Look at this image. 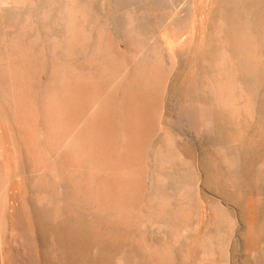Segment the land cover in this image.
<instances>
[{
	"label": "rangeland",
	"instance_id": "374dc122",
	"mask_svg": "<svg viewBox=\"0 0 264 264\" xmlns=\"http://www.w3.org/2000/svg\"><path fill=\"white\" fill-rule=\"evenodd\" d=\"M18 1L0 7L5 264H56L71 236L74 264H264V0Z\"/></svg>",
	"mask_w": 264,
	"mask_h": 264
},
{
	"label": "bare ground",
	"instance_id": "6f19581e",
	"mask_svg": "<svg viewBox=\"0 0 264 264\" xmlns=\"http://www.w3.org/2000/svg\"><path fill=\"white\" fill-rule=\"evenodd\" d=\"M43 1H45V0H43ZM48 1H49V0H48ZM76 1H77V0H76ZM199 1H201V0H199ZM19 2H21V0L18 1V3L15 2V4H13V5H14V6H15V5H18ZM35 2H36V1H35ZM193 2H194V1L192 0L191 3H193ZM7 3H8V0H0V7L3 6V5H5V4L7 5ZM9 3H10V2H9ZM9 3H8V4H9ZM24 3H25V2H24ZM36 3H37V2H36ZM187 3H189V1H188ZM196 3H197V2H196ZM203 3H204V0H203ZM212 3H213V2H212ZM22 4H23V3H22ZM22 4H20V5L22 6ZM26 4H27V3H26ZM28 4H29V3H28ZM197 4H198V3H197ZM209 4H210V3H209ZM11 5H12V4H11ZM20 5H19L18 7H20ZM38 5H40V4H38ZM195 5H196V4H195ZM195 5H194V3H193L192 7H194ZM203 5H204V4H203ZM210 5H212V4H210ZM44 6H47V3H46V5H44ZM212 6H213V5H212ZM212 6H211V7H212ZM22 7H25V5L22 6ZM31 7H33V6H31ZM51 7H52V6H51ZM182 7H183V6H182ZM201 7H203L202 10L200 9ZM2 8H3V7H2ZM27 8H28V7H27ZM37 8H38V7H37ZM76 8H77V7H76ZM194 8H197L196 10H198V7H194ZM194 8H193V9H194ZM4 9H6V7H4ZM4 9H3V10H4ZM15 9H16V8H15ZM32 9H33V8H30V10H32ZM199 9H200V11L203 12V10L205 9V7L201 5V6H199ZM27 10L29 11V8H28ZM41 10H44V9H42V7H41ZM46 10H47V8L45 9V11H46ZM196 10H193V11L195 12ZM205 10H206V9H205ZM16 11H17V10H16ZM20 11H21V9H19V12H20ZM24 11H26L25 8H24ZM200 11H199V12H200ZM0 12H1V11H0ZM4 12H5V11H4ZM4 12H3V13H4ZM8 12H9V11H8ZM21 12L23 13V9H22ZM21 12H20V13L17 12V13L21 15V14H22ZM199 12H197V14H198ZM202 12H201V15L203 14ZM11 13H13V12H11ZM14 13H15V12H14ZM14 13H13V14H14ZM17 13H16V14H17ZM24 13H26V12H24ZM29 13H31V12H29ZM46 13H47V12H46ZM184 13H185V12H184ZM8 14H9V13H8ZM13 14H11V16H12ZM16 14H15V15H16ZM18 14H17V15H18ZM197 14H195V15H197ZM204 14H205V12H204ZM32 15H33V14H32ZM49 15H50V14H49ZM1 16H2V15H1ZM5 16H7V15L5 14ZM9 16H10V14H9ZM18 16H19V15H18ZM26 16H27V15H26ZM47 16H48V15H47ZM56 16H57V15H56ZM192 16H193L192 18H195V17H194V13L192 14ZM198 16H200V14H199ZM12 17H14V16H12ZM15 17H17V16H15ZM20 17H21V16H20ZM204 17H205V15H204ZM1 18H2V17H1ZM7 18L10 19L11 17L9 18V17L7 16ZM192 18H191V19H192ZM196 18H197V17H196ZM200 18H201V16H200ZM200 18H198V20H200ZM202 18H203V16H202ZM22 19H25V17L22 18ZM0 20H2V19H0ZM20 20H21V19H20ZM20 20H19L18 23H20ZM202 20H203V19H202ZM206 20H207V19H206ZM12 21H13V20H12ZM12 21H11V22H12ZM21 21H23V20H21ZM40 21H41V20H40ZM40 21H39V22H40ZM192 21H195V19H194V20L192 19ZM196 21H197V20H196ZM203 21H204V20H203ZM14 22H15V20H14ZM14 22H12V23H14ZM23 22H24V21H23ZM26 22H28L27 19H26ZM197 22H199V21H197ZM197 22H196L195 24H197ZM200 22H201V20H200ZM200 22H199V23H200ZM0 23H2V22H0ZM192 23H194V22H191V24H192ZM204 23H205V22H204ZM204 23L202 22V24H204ZM6 24H7V23H6ZM6 24H5V27L7 26ZM195 24H192V25H194L195 27H197L198 24H197V25H195ZM13 25L15 26V24H13ZM13 25H12V26H13ZM1 26H3V25H1ZM16 26H17V25H16ZM29 26H30V25H29ZM29 26H26V28H24V29H28ZM51 26H53V25L51 24ZM194 26H193V27H194ZM199 26H200V25H199ZM8 27L11 28V26L9 25V23H8ZM23 27H24V26H23ZM27 27H28V28H27ZM195 27H194V28H195ZM16 28H17V27H16ZM194 28H193V30H195ZM197 28H198V27H197ZM2 29H3V28H2ZM18 29H19V28H18ZM191 29H192V27H191ZM200 29H202V28H200ZM203 29L205 30V28H203ZM3 30H4V29H3ZM19 30H20V29H19ZM188 30H189V29H188ZM198 30H199V29H198ZM198 30H197V31H198ZM17 31H18V30H17ZM191 31H192V30H191ZM0 32H2V30H1ZM4 32H5V30H4ZM15 32H16V31H15ZM15 32H13V34H14ZM18 32H19V31H18ZM18 32H16V33H18ZM21 32H23V31H21ZM24 32H25V30H24ZM24 32H23V36H24ZM30 32H32V31H30ZM209 32H210V31H209ZM7 33H8V32H7ZM7 33H6V35H7ZM26 33H27V32H26ZM193 33H194V31H193ZM195 33H196V32H195ZM202 33H204V32L202 31ZM202 33H201V34H202ZM1 34H2V33H1ZM3 34H4V33H3ZM10 34H12V32H10ZM187 34H191V33H187ZM18 35H19V34H17V36H18ZM20 35H21V34H20ZM11 36H12V35H11ZM197 36L199 37V35H197ZM7 37H8V36H7ZM13 37H14V36H13ZM19 37H20V36H19ZM191 37H193V36L191 35ZM194 37H195V36H194ZM194 37H193V38H194ZM0 38H1V37H0ZM2 38H3V37H2ZM11 38H12V37H11ZM11 38H10V39H11ZM183 38H184V37H183ZM3 39H4V38H3ZM12 39H13V38H12ZM191 39H192V38H191ZM7 40H8V39H7ZM15 40H16V39H15ZM19 40L22 41L21 38H20ZM19 40H18V41H19ZM183 40H184V39H183ZM187 40H188V39H187ZM5 41H6V40H5ZM10 41H11V40H10ZM190 41H191V40H190ZM215 41H216V40H215ZM7 42H8V41H7ZM14 42H17V41H13V44H14ZM182 42H183V41H182ZM9 43H10V42H9ZM25 43H26V42H25ZM171 43H172V42H171ZM179 43H181V41H180ZM13 44H12V45H13ZM183 44H184V42H183ZM187 44H189V42L186 43V45H187ZM12 45H11V46H12ZM19 45H20V43H19ZM171 45H172V44H171ZM186 45H185V46H186ZM5 46H6V45H5ZM5 46H4V47H5ZM14 46H15V44H14ZM22 46H23V45H22ZM175 46H176V45H174V47H175ZM8 47H9V45H8ZM20 47H21V46H20ZM5 48H6V47H5ZM16 48H17V47H16ZM168 48H170V47L168 46ZM7 49H8V48H7ZM10 49H11V47H10ZM13 49H14V48H13ZM18 49H19V46H18ZM219 49H220V48H219ZM19 50H20V49H19ZM8 51H9V50H8ZM14 52H15V51H14ZM10 53H11V52H10ZM168 53H169V52H168ZM177 53H178V52H177ZM11 54H12V53H11ZM11 56H12V55H11ZM220 57H221V56H220ZM207 58H208V57H207ZM0 62H1V61H0ZM222 62H223V61H222ZM217 63H218V62H217ZM231 63H232V62H231ZM227 66H228V65H227ZM235 66H236V65H235ZM213 69H214V68H213ZM213 69H212V70H213ZM201 81H202V80H201ZM0 83H1V82H0ZM200 89H201V88H200ZM180 109H182V108H180ZM209 113H210L209 110H208V109H204V108H199V107H197V108L194 110V116H197V118L195 117L197 120H201V119L203 118V120H201V122L203 121V122H202V123H203L202 126H204V124L206 123V122H205L206 120H209V118L206 119V117H208V116L210 115ZM198 118H199V119H198ZM200 118H201V119H200ZM204 118H205L206 120H205ZM209 121H210V120H209ZM209 121H208L206 124H209V123H210ZM198 122L201 123L200 121H198ZM198 122L195 121V124L199 125ZM204 122H205V123H204ZM84 123H85V122H84ZM84 123H83V124H84ZM206 124H205V127H206ZM197 125H196V126H197ZM82 126H83V125H82ZM199 126H200V125H199ZM209 126H210V124H209ZM202 128H203V127H202ZM202 128H201V130H202ZM207 128H208V127H206L205 129L207 130ZM80 129H81V128H80ZM197 129H199V127H197ZM208 129H209V128H208ZM203 130H204V129H203ZM74 133H75V132H74ZM71 140H72V138H71ZM71 140H69V141H71ZM74 140H75V139H74ZM69 141H68V142H69ZM61 142H62V141H61ZM62 143H63V142H62ZM66 143H67V142H66ZM67 144H68V143H67ZM67 144H66V146H67ZM91 144H92V143H91ZM91 144H90V146H91ZM31 145H32V144H31ZM62 145H63V144H62ZM73 145H74V144H73ZM18 147H19V146H18ZM64 148H65V147H64ZM64 148H63V149H64ZM90 148H91V147H90ZM18 149H19V148H18ZM63 149H62V150H63ZM92 149H93V148H92ZM20 150H21V148H20ZM41 151H42V149H41ZM93 151H94V150H93ZM14 152H15V151H14ZM19 153H21V152H19ZM92 153H93V152H91V154H92ZM29 154H30V153H29ZM43 154H44V153H43ZM12 155H13V154H12ZM20 155H21V154H20ZM93 155H94V154H93ZM21 156H22V155H21ZM90 156H91V155H89V153H88V158H91ZM19 157H20V156H19ZM45 157H46V156H45ZM94 157H95V156H94ZM30 158H31V157H30ZM92 158H93V157H92ZM15 159H17V158H15ZM15 159H13V160H15ZM93 159H94V158H93ZM18 160H19V159H18ZM24 160H25V159H24ZM30 160H31V159H30ZM44 160H45V159H44ZM46 160H47V159H46ZM46 160H45V162H46ZM49 160H50V159H49ZM94 160H95V159H94ZM22 161H23V160H22ZM26 161H27V160H26ZM50 161H51V160H50ZM88 161H89V163H91V165H92V162L90 161V159H89ZM92 161H93V160H92ZM0 162H1V161H0ZM30 162H31V161H30ZM56 162H57V161H56ZM94 162H95V161H94ZM22 163H23V162H22ZM2 166H3V165H2ZM26 166H27V165H26ZM44 166H45V165H44ZM92 166H93V165H92ZM92 166H91V167H92ZM52 167H53V165H52ZM29 169H31V168H29ZM40 170H42V168H41ZM52 170H54V169H52ZM42 172H44V171H42ZM94 172H96V171H94ZM57 173H58V172H57ZM52 174H54V173H52ZM90 174L93 175V172H90ZM41 175H42V174H41ZM55 176H56V173H55ZM94 176H95V175H94ZM89 177H91V176L89 175ZM32 178H33V177H32ZM91 178H94V177L92 176ZM91 178H89V179H91ZM56 179L58 180V177H57V176H56ZM167 179H168V178H167ZM11 180H12V179H11ZM92 180H93V179H92ZM163 180H164V179H163ZM90 181H91V180H90ZM8 182H9V181H8ZM55 182H56V181H55ZM88 182H89V181H88ZM91 182H92V181H91ZM91 182L89 183V185H91ZM60 183H61V182H60ZM93 183H94V181H93ZM96 183H97V182H96ZM114 183H115V182H114ZM68 184H69V183H68ZM62 185H63V184H62ZM96 185H97V184H96ZM108 187H109V186H108ZM68 188H71V187H68ZM65 189H66V188H65ZM90 189H91V188H90ZM93 189L95 190V187H94ZM70 190H71V189H70ZM61 191H62V190H61ZM77 191H78V190H77ZM90 191H91V190H90ZM92 191H93V190H92ZM57 192H58V191H57ZM63 192H64V191H63ZM78 192H80V191H78ZM78 192H77V195H78ZM96 192H97V191H96ZM48 193H49V192H48ZM51 193H52V191L50 192V194H51ZM70 193H71V192H70ZM80 193H81V192H80ZM80 193H79V194H80ZM88 193H89V192L87 191V194H88ZM90 193H91V192H90ZM90 193H89V196L92 197V196L90 195ZM64 194H65V193H64ZM93 194H94V192H93ZM109 194H110V193H109ZM109 194H108V195H109ZM62 195H63V194H61L60 196H62ZM68 195H69V194H68ZM96 196H97V195H96ZM44 197H45V196H44ZM62 197H63V196H62ZM66 197H67V195H66ZM71 197H72V195H71ZM73 197H74V196H73ZM108 197H109V196H107V198H108ZM110 197H111V195H110ZM47 198H48V197H47ZM63 198H64V197H63ZM68 198H69V197H68ZM79 198H80V197H79ZM82 198H83V196L81 197V200H82ZM107 198H105V199H107ZM95 199H97V197H96ZM95 199H94V201H95ZM110 199H111V198H110ZM110 199H109V200H110ZM42 200H43V199H42ZM92 200H93V199H92ZM52 201H53V200H52ZM52 201H51V203H50L49 205H51V204H53V203L56 204V202H57V201L54 200V202L52 203ZM66 201L69 202L68 200H65V202H66ZM98 201H99V200H97V203L100 204V202H98ZM106 201H107V200H106ZM45 202H47V201H45ZM63 202H64V200H63ZM82 202H83V201H82ZM104 202H105V200H104ZM104 202H103V203H104ZM109 202H110V201H109ZM48 203H49V202H48ZM78 203H79V200H78ZM78 203H77V204H78ZM93 203H94V202H93ZM90 204H91V203H90ZM107 204H108V203H107ZM47 205H48V204H47ZM53 205H54V204H53ZM65 205H67V207L69 206L68 203H65ZM78 205L82 207V203H81V205H80V204H78ZM83 205H84V203H83ZM100 205H101V204H100ZM104 205H105V203H104ZM56 206H57V205H56ZM79 206H78V207H79ZM91 206H92V205H91ZM105 206H106V205H105ZM107 206H108V205H107ZM38 207H39V206H38ZM51 207H52V205H51ZM54 207H55V205L53 206V208H54ZM86 207H87V210H88V209L91 210L94 206H92L91 209L88 208L89 206H87V205H86ZM111 207H112V206H111ZM111 207H109V208H111ZM43 208H44V207H43ZM43 208H42V209H43ZM48 208L51 209L50 207H48ZM65 208H66V207H65ZM99 208H100V207H98V208H96V209L98 210ZM102 208H103V209H102ZM109 208H108V209H109ZM44 209H45V208H44ZM46 209H47V207H46ZM46 209H45V210H46ZM57 209H58V208H57ZM63 209H64V208H63ZM84 209H85V208H84ZM101 209H102V211L104 210V206H103V205H102ZM105 209H106V208H105ZM47 210H48V209H47ZM65 210H66V209H65ZM65 210H64V211H65ZM82 210H83V208L80 210V211H81L80 213H82ZM112 210H113V208H112ZM43 211H44V210H43ZM43 211H42V212H43ZM61 211H62V210H61ZM85 211H86V210H85ZM95 211H96V210H95ZM95 211H94V209H93V211L91 210L90 212H94V213H95ZM99 211L102 213L101 210H99ZM105 211H106V210H105ZM105 211H103V213H104ZM107 211L109 212V210H107ZM44 212H45L44 214H46V212H48V211H44ZM51 212H52V211H51ZM51 212H50V213H51ZM53 212H54V209H53ZM83 212H84V211H83ZM88 212H89V211H88ZM90 212H89V213H90ZM111 212H112V211L110 210V213H111ZM48 213H49V212H48ZM56 213H57V212H56ZM58 213H59V212H58ZM62 213L64 214V212H62ZM84 213L86 214V212H84ZM0 214H1V212H0ZM42 214H43V213H42ZM44 214H43V216H44V218H45V215H44ZM51 214H53V213H51ZM76 214H77V213H76ZM82 214H83V213H82ZM106 214H107V213H106ZM108 214H109V213H108ZM108 214L106 215V217L109 216ZM111 214H112V213H111ZM49 215H50V214H49ZM60 215H61V214H59V218L61 217ZM71 215L73 216L74 214H71ZM71 215H70V217H72ZM89 215H90V214H89ZM100 215L102 216V215H104V214H100ZM113 215H114V214H112L111 217H112ZM24 216H25V215H24ZM27 216H28V215H27ZM34 216H35V215H34ZM38 216H39V215H38ZM41 216H42V215H41ZM41 216H40V218H41ZM52 216H53V215H50V217H52ZM54 216H55V214H54ZM54 216H53V218H54ZM57 216H58V215H57ZM82 216H84V215H82ZM82 216H79V217H80L79 220H82V219H81ZM63 217H64V216H63ZM63 217H62V218H63ZM84 217H86V216H84ZM90 217H91V216H89V219H90ZM111 217H110V218H111ZM36 218H38V217H36ZM36 218H35V219H36ZM40 218H39V219H40ZM53 218H51L50 221H52ZM73 218H74V216H73ZM95 218L98 219L97 217H95ZM103 218H105V217H103ZM110 218L107 217V219H109V220L113 219V218H111V219H110ZM70 219H71V218H70ZM77 219H78V218H77ZM86 219H88V217H87ZM0 220H1V218H0ZM32 220H33V219H32ZM41 220H43V218H42ZM57 220H58V219H57ZM62 220H63V219H62ZM68 220H69V219H68ZM73 220H74V219H73ZM92 220H93V219H92ZM92 220L90 219L89 222H90V221H91V222H90V223L87 222V223H89V225L92 224L91 226H95V225L92 223ZM34 221H35V220H34ZM112 221H113V220H112ZM39 222L42 223L40 220H39ZM55 222H56V221L54 220V223H55ZM57 222H58V221H57ZM57 222H56V224H57V225H56V228L58 227V223H57ZM73 222H74V221H73ZM84 222H85V221H84ZM97 222H99V221H97ZM105 222H106V221H105ZM0 223H1V221H0ZM40 223H39V224H40ZM45 223H46V222H45ZM70 223H72V222H70ZM77 223H78V222H76V224H77ZM94 223H95V222H94ZM106 223L108 224V222H106ZM110 223H111V222H110ZM76 224H72V225L75 226ZM82 224H83V222H82ZM85 224H86V223H85ZM111 224H112V223H111ZM48 225H49V224H48ZM54 225H55V224H53V226H54ZM96 225H97V224H96ZM101 225H102V224H101ZM105 225H106V224H105ZM76 226H77V228H78L77 231H79V228L82 227L81 225H80V226H79V225H76ZM78 226H79V227H78ZM83 226H84V225H83ZM87 226H88V225H87ZM91 226H90V227H91ZM97 226H98V225H97ZM97 226H96V227H97ZM108 226H110V224H108ZM43 227H44V226H43ZM70 227H71V225H70ZM88 227H89V226H88ZM98 227H99V226H98ZM98 227H97V228H98ZM102 227H103V226H102ZM104 227H105V226H104ZM111 227H113V226H111ZM0 228H1V227H0ZM48 228H49V226H48ZM51 228H52V227H51ZM64 228H66V227H64ZM71 228H72V227H71ZM77 228H75V229H77ZM46 229H47V228H46ZM66 229H67V228H66ZM83 229H84V228H83ZM89 229H90V228H89ZM101 229H102L101 231L106 230V229L103 230V228H101ZM30 230H31V229H30ZM34 230H35V229H34ZM47 230H48V229H47ZM47 230H46V231H47ZM49 230H50V229H49ZM69 230H70V229H69ZM92 230H93V228H92ZM94 230H95V227H94ZM51 231H52V229H51ZM53 231H54V230H53ZM73 231H75V230H73ZM81 231H82V230H81ZM107 231H108V230H107ZM109 231H110V230H109ZM111 231H112V229H111ZM24 232H25V231H24ZM47 232H48V231H47ZM47 232H46V233H47ZM59 232H61V231H59ZM75 232H76V231H75ZM75 232H74V233H75ZM90 232H91V230H90ZM95 232H96V231H94L93 234H95ZM28 233H29V232H28ZM74 233H73V234H74ZM83 233L85 234V232H83ZM110 233H111V232H110ZM29 234H31V233H29ZM52 234H53V233H52ZM61 234H62V233H61ZM96 234H97V232H96ZM96 234H95V235H96ZM76 235H77V233H76ZM78 235H79V234H78ZM90 235H91V234H90ZM100 235H101V234H100ZM103 235H105V233H104ZM113 235H114V234H113ZM50 236H51V233H50ZM52 236H53V235H52ZM52 236H51V237H52ZM56 236H59V235H57V233H56ZM61 236H62V235H61ZM67 236H68V235H67ZM70 236H71V235H70ZM70 236H69V237H70ZM81 236L84 237L83 234H82ZM81 236H80V237H81ZM110 236H111V235H110ZM71 237H72V236H71ZM71 237H70L69 239H68V238L65 239V241H61V242H60V243H63V242H64L63 247H62V250L60 251V253L56 254L57 251H58V249H60V247H61L60 245H59V248L56 249V250H54L55 247H53L54 249H51L53 252H51L50 249H49V251H50L52 254H53L54 251H55V255H57V256L59 255V259L61 260L60 262H61L62 264H74L73 257L75 256L74 254H76V252H75L76 250H74V245H73V243H72ZM76 237H77V236H76ZM78 237H79V236H78ZM78 237H77V239H80V238H78ZM97 237H98V236H96V238H97ZM102 237H103V236H101L100 238H102ZM106 237H107V236H106ZM34 238H35V237H34ZM49 238H50V237H49ZM49 238H48V239H49ZM64 238H65V237H64ZM96 238H95V240H98V239H99V238H97V239H96ZM55 239H56V238H55ZM55 239H51V240L54 241ZM58 239H60V238H58ZM61 239H62V238H61ZM107 239L109 240V237H107ZM5 240H6V239H4V238L2 237L1 229H0V264H5V263H6V259H7V257H6V253H7L8 249H7V246L4 244V243H5V242H4ZM28 240H29V239H28ZM32 240H33V239H32ZM81 240H82V239H81ZM88 240H89V239H88ZM11 241H12V239H11ZM33 241H34V240H33ZM56 241H57V240H56ZM59 241H60V240H59ZM59 241H57L58 244H59ZM82 241H83V240H82ZM82 241H81V242H82ZM103 241H104V243L107 244V241H105V240H101V242L98 244V245H99V246H98V245L96 244V242H94V240L92 239V241H91V248H92V251H91V252H92V254H93V252H94V250L96 249L97 246H98L99 248H100V247L102 248V246H100V244H101ZM47 242H48V241H47ZM49 242H50V241H49ZM77 242H78V241H77ZM81 242L79 241L78 243H81ZM34 243H35V241H34ZM55 243H56V242H55ZM83 243H84V242H83ZM87 243H88V242H87ZM108 243L110 244V242H108ZM111 243L113 244V241H112ZM12 244H13V243H12ZM12 244H11V247H12ZM88 244H89V243H88ZM95 244H96L97 246H95ZM109 244H108V245H109ZM50 245H51V243H50ZM50 245H49V246H50ZM54 245L56 246V244H54ZM81 245H82V244H81ZM103 245H105V244H103ZM46 246H47V245H46ZM52 246H53V243H52ZM88 246H89V245H88ZM105 246H106V245H105ZM79 247H80V250H82L83 246H82V248H81V246L79 245L78 248H79ZM110 247H111V246H110ZM37 248H38V247H37ZM47 248H48V247H47ZM49 248H50V247H49ZM89 248H90V247H89ZM113 248H114V247H113ZM75 249H76V248H75ZM37 250H38V249H37ZM77 250H78V249H77ZM39 251H40V249H39ZM39 251H37V252H39ZM46 251H47V250H46ZM46 251H45V252H46ZM89 251H90V250H89ZM89 251H88V253H89ZM45 252H43V253H45ZM58 252H59V251H58ZM77 252H78V251H77ZM105 252H106V251H105ZM105 252H103V253H105ZM112 252H113V251H112ZM112 252L109 253V254H113ZM48 253H49V252H48ZM79 253H81V251H79ZM45 254H47V253H45ZM52 254H51V255H52ZM121 254H122V253H121ZM77 255H78V253H77ZM81 255H83V253H82ZM101 255H102V253H101ZM107 255H108V254H107ZM79 256H80V254H79ZM92 256H93V255H92ZM92 256H91V257H92ZM103 256H104V255H103ZM111 256H112V255H111ZM44 257H45V256H44ZM91 257L89 256L88 259H89V258L91 259ZM104 257L108 258V256H106V254H105ZM50 258H52V257H50ZM75 258H76V256H75ZM75 258H74V259H75ZM77 258H78V257H77ZM81 258H82V257H80V259H81ZM93 258H94V256H93ZM100 258H101V257H100ZM113 258H114V257H112V259H113ZM115 258H116V257H115ZM56 259H57V260H56ZM56 259L54 260V263L57 262L56 264H59V262H58L59 259H58V258H56ZM104 259H105V258H104ZM110 259H111V258H110ZM112 259H111V260H112ZM77 260H79V259H77ZM93 260H94V259H93ZM102 260H103V259H102ZM106 260H107V259H106ZM115 260H116V259H115ZM35 261H36V259H35ZM55 261H56V262H55ZM87 261H88V260H87ZM100 261H101V259H100ZM113 261H114V260H113ZM36 262H37V261H36ZM46 262H47V259H46ZM49 262H50V261H49ZM51 263H53V262L51 261ZM61 263H60V264H61ZM77 263H78V262L76 261V264H77ZM80 263L82 264V261H81ZM84 263H85V262H83V264H84ZM87 263H90V261L87 262ZM93 263H96V264H97L96 261H93L92 264H93ZM102 263H103V264L105 263L104 260H103ZM106 263H107V262H106ZM106 263H105V264H106ZM113 263H115V262H113ZM36 264H37V263H36ZM100 264H101V263H100ZM123 264H124V263H123Z\"/></svg>",
	"mask_w": 264,
	"mask_h": 264
}]
</instances>
